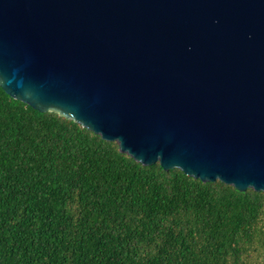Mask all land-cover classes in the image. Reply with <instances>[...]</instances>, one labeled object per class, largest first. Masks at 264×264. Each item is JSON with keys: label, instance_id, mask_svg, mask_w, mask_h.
Listing matches in <instances>:
<instances>
[{"label": "water", "instance_id": "1", "mask_svg": "<svg viewBox=\"0 0 264 264\" xmlns=\"http://www.w3.org/2000/svg\"><path fill=\"white\" fill-rule=\"evenodd\" d=\"M0 90L143 167L264 195V0H0Z\"/></svg>", "mask_w": 264, "mask_h": 264}, {"label": "trees", "instance_id": "2", "mask_svg": "<svg viewBox=\"0 0 264 264\" xmlns=\"http://www.w3.org/2000/svg\"><path fill=\"white\" fill-rule=\"evenodd\" d=\"M0 264H264V195L143 167L0 90Z\"/></svg>", "mask_w": 264, "mask_h": 264}]
</instances>
